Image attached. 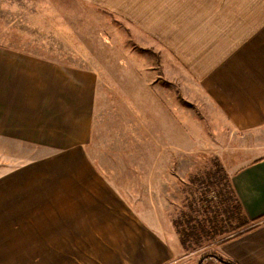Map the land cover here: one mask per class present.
Returning a JSON list of instances; mask_svg holds the SVG:
<instances>
[{
  "label": "crops",
  "instance_id": "1",
  "mask_svg": "<svg viewBox=\"0 0 264 264\" xmlns=\"http://www.w3.org/2000/svg\"><path fill=\"white\" fill-rule=\"evenodd\" d=\"M67 1L121 16L186 62L253 152L224 163L250 229L214 253L185 248L170 209L177 153L148 170L98 166L99 70L0 43V264H264V0ZM159 106L161 143L175 144L177 111Z\"/></svg>",
  "mask_w": 264,
  "mask_h": 264
},
{
  "label": "rangeland",
  "instance_id": "2",
  "mask_svg": "<svg viewBox=\"0 0 264 264\" xmlns=\"http://www.w3.org/2000/svg\"><path fill=\"white\" fill-rule=\"evenodd\" d=\"M130 28L121 16L78 2L0 0V43L99 70L94 128L87 147L98 166L148 170L164 164L155 158L161 152L177 153L172 166L177 169L176 181H171L176 197L170 209L179 230L187 220L195 224L207 218L218 206L225 181L217 165L225 170L224 163L241 162L253 152L247 143L233 142L234 129L186 62L173 56L154 33ZM159 104L177 111L175 144L161 143L170 130L161 131L155 123ZM241 230L204 241L195 255L214 253L218 240Z\"/></svg>",
  "mask_w": 264,
  "mask_h": 264
},
{
  "label": "trees",
  "instance_id": "3",
  "mask_svg": "<svg viewBox=\"0 0 264 264\" xmlns=\"http://www.w3.org/2000/svg\"><path fill=\"white\" fill-rule=\"evenodd\" d=\"M218 167L219 169L217 171L218 173L223 171L224 175L222 179L225 181L222 189H219V204L210 211L211 214H208L207 218L198 221L195 224L193 221L187 220L185 222V227L178 230L181 242L185 248L196 250L195 248H200L204 241H209L219 234L225 233L231 229L238 230L244 228V230L216 242L224 243L250 229V221L244 215L242 206L231 186L228 174L222 168L221 163L217 165V168ZM217 171L214 172V175ZM219 214L223 216L222 219L219 218ZM178 222L179 221H174L175 226L179 224Z\"/></svg>",
  "mask_w": 264,
  "mask_h": 264
}]
</instances>
